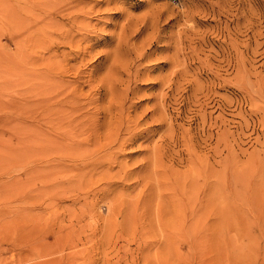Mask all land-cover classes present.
<instances>
[{
  "label": "rangeland",
  "instance_id": "374dc122",
  "mask_svg": "<svg viewBox=\"0 0 264 264\" xmlns=\"http://www.w3.org/2000/svg\"><path fill=\"white\" fill-rule=\"evenodd\" d=\"M1 230L0 264H264V0H0Z\"/></svg>",
  "mask_w": 264,
  "mask_h": 264
},
{
  "label": "bare ground",
  "instance_id": "6f19581e",
  "mask_svg": "<svg viewBox=\"0 0 264 264\" xmlns=\"http://www.w3.org/2000/svg\"><path fill=\"white\" fill-rule=\"evenodd\" d=\"M7 234V232L5 231V230H1V233H0V235L2 236L3 235V238H4V236ZM0 236V237H1ZM5 239V238H4ZM8 240H10V239H7V242H10V243H7V244H11L13 247L15 246L14 244L17 242L15 239L12 241V239L10 240V241H8ZM5 243V244H6ZM9 247V246H8ZM12 250V249H11Z\"/></svg>",
  "mask_w": 264,
  "mask_h": 264
}]
</instances>
